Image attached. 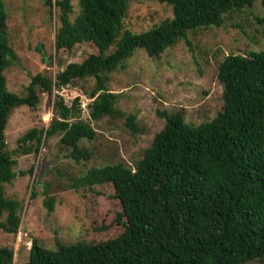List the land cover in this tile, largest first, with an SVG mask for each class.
<instances>
[{
    "label": "trees",
    "instance_id": "16d2710c",
    "mask_svg": "<svg viewBox=\"0 0 264 264\" xmlns=\"http://www.w3.org/2000/svg\"><path fill=\"white\" fill-rule=\"evenodd\" d=\"M258 1L264 8V0H159L172 8L173 18L133 33L123 24L127 0H46L57 17L56 50L92 43L99 53L69 64L55 78L32 77L26 95L18 96L9 91L5 76L16 54L0 0V230L17 234L21 226V204L5 193L18 176L6 141L16 109H38L40 94H54L50 126L26 133L18 141L20 150L38 154L48 139L61 135L75 161H88L92 153L81 142L93 141L96 132L80 120L81 99L68 106L62 90L94 79L90 118L126 117L135 133L137 116L117 108L119 94L108 88L110 75L124 68L136 50L158 59L190 32L222 27L227 16ZM74 2L79 13L72 20ZM257 20L264 28V17ZM218 79L224 107L216 118L192 126L184 111L165 113L164 129L134 168H91L75 180L76 188L113 185L123 208L116 221L124 227L122 234L95 244L58 242L56 250L33 240L24 264H248L264 259V50L225 57ZM46 204L53 211L52 200ZM0 264H14L12 248L0 246Z\"/></svg>",
    "mask_w": 264,
    "mask_h": 264
},
{
    "label": "rangeland",
    "instance_id": "374dc122",
    "mask_svg": "<svg viewBox=\"0 0 264 264\" xmlns=\"http://www.w3.org/2000/svg\"><path fill=\"white\" fill-rule=\"evenodd\" d=\"M127 1L123 24L133 33L147 32L173 18L172 8L159 0ZM4 5L9 41L16 54L5 71L10 92L25 96L32 77L41 73L55 78L69 64L82 63L99 53L92 43L57 51V17L46 0H4ZM73 6L72 20L79 13L78 3ZM263 17L264 8L258 1L252 8L227 16L222 27L190 32L186 40L158 59L149 57L143 49L136 50L124 68L110 75L108 83L109 90L119 94L117 108L126 116H137L135 133L127 126L126 117L90 118L88 106L92 100L88 94L94 79L62 90L60 95L68 106L76 98L81 99L80 120L96 132L93 141L81 142V147L92 153L88 161H75L72 149L61 143V135L48 139L38 154L20 150L21 137L33 129L50 126L54 94H40L38 109H16L7 126L6 141L17 161L18 176L6 185L5 193L21 204V226L17 234L0 230V246L14 250V264L28 261L33 240L45 249L56 250L58 242L65 246L95 244L122 234L124 227L116 221L123 208L113 185L76 188L75 180L91 168L113 164L134 168L164 129L165 113L184 111L186 122L192 126L216 118L224 107L219 64L229 55L264 50V28L257 20ZM50 200L53 211L46 204ZM248 264H264V259Z\"/></svg>",
    "mask_w": 264,
    "mask_h": 264
}]
</instances>
